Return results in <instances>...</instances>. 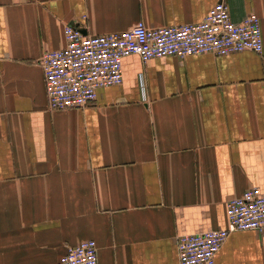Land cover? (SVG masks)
<instances>
[{
	"label": "crops",
	"instance_id": "1",
	"mask_svg": "<svg viewBox=\"0 0 264 264\" xmlns=\"http://www.w3.org/2000/svg\"><path fill=\"white\" fill-rule=\"evenodd\" d=\"M220 0H0V264H56L84 240L98 264H179L175 240L227 225L226 202L264 192L263 52L142 62L79 109L47 104L39 64L84 36L204 20ZM215 264H264V232L229 234Z\"/></svg>",
	"mask_w": 264,
	"mask_h": 264
},
{
	"label": "built area",
	"instance_id": "2",
	"mask_svg": "<svg viewBox=\"0 0 264 264\" xmlns=\"http://www.w3.org/2000/svg\"><path fill=\"white\" fill-rule=\"evenodd\" d=\"M65 46L45 52L39 64L44 73L50 109H79L96 101L100 89L123 81V59L132 55L142 62L211 54L227 56L244 51L262 54L261 21L251 11L240 22L232 20L225 0L214 4L203 21L168 27H148L142 21L128 30L84 36L73 25L64 26ZM227 225L175 240L179 264H215L229 234L264 232V192L250 188L226 202ZM97 245L84 240L70 247L56 264H98Z\"/></svg>",
	"mask_w": 264,
	"mask_h": 264
}]
</instances>
